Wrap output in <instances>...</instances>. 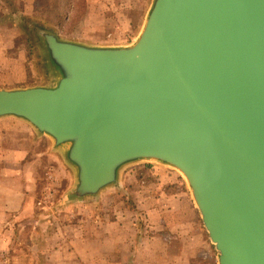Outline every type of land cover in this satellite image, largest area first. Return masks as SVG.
Listing matches in <instances>:
<instances>
[{"label": "water", "instance_id": "water-1", "mask_svg": "<svg viewBox=\"0 0 264 264\" xmlns=\"http://www.w3.org/2000/svg\"><path fill=\"white\" fill-rule=\"evenodd\" d=\"M54 82L0 88V120L52 142L70 201L156 164L186 183L216 264H264V0H152L136 38L38 28Z\"/></svg>", "mask_w": 264, "mask_h": 264}, {"label": "rangeland", "instance_id": "rangeland-1", "mask_svg": "<svg viewBox=\"0 0 264 264\" xmlns=\"http://www.w3.org/2000/svg\"><path fill=\"white\" fill-rule=\"evenodd\" d=\"M60 1L0 0V87L50 85L54 82L37 36L38 28L50 29L71 38L81 36L83 31L95 27L88 25L90 18L86 14L85 0H78L80 5L78 12L65 9L62 16L63 14L66 16V10L70 15L64 19L60 15ZM110 1L114 6V12L111 10L109 12L116 16L115 20L120 28L127 25L129 29L128 24H130V31L125 34L127 35L125 41L131 43L142 27L152 0ZM139 2H142L140 9L137 8ZM34 27H38L36 32ZM135 166L138 165L124 170L118 187L106 190L98 198L78 202L67 199L66 195L73 188L74 179L62 156L58 154L54 159H49L43 168L41 193L34 200H30L25 211L12 218V224L6 229L8 238L0 243H3L1 247L6 250L3 257V259L7 258L5 262L61 264L59 259H52L51 256L55 255L54 250L61 244V239L65 237L64 233H73V227L84 226L85 232L92 237L94 233L105 232L106 222L118 214L124 216L126 213L127 222L138 225L135 229L139 237L152 235L147 217L139 208L141 207L139 199L143 192L146 194L145 187L156 184L157 181L155 174L143 170L130 177L128 173ZM145 166L164 168L156 164ZM165 169L184 182L176 171ZM178 216L176 213L170 215L169 220L166 221L172 222ZM186 217L187 213L183 211L178 218ZM109 231L111 232V229H108ZM159 233L169 237L172 235L168 229ZM208 239L206 233L204 243L198 244L197 258L192 259V264H216V252L213 247L210 248ZM171 242L174 254L179 253V264L189 263L184 258L186 255L180 249L179 241ZM68 261L74 264L73 260ZM125 263L133 264L134 261L128 256Z\"/></svg>", "mask_w": 264, "mask_h": 264}, {"label": "crops", "instance_id": "crops-1", "mask_svg": "<svg viewBox=\"0 0 264 264\" xmlns=\"http://www.w3.org/2000/svg\"><path fill=\"white\" fill-rule=\"evenodd\" d=\"M85 2L86 14L90 18L88 25L95 27L83 31L81 36H60L89 44L128 43L125 41V34L130 31V24L129 29L127 25L120 28L115 20L116 16L109 12H114L110 0ZM141 3L139 2L138 9ZM67 10L68 17L70 13ZM56 155L58 153L53 150L52 142L39 136L25 122L15 118L0 120V243L8 238L6 229L12 224V218L25 211L30 200H34L41 193L44 164ZM142 170L155 174L157 181L156 184L145 187L146 194L143 192L139 199V208L147 217L152 235L139 237L135 229L138 225L127 222L126 213L124 216L118 214L106 222L107 231L94 233L92 237L85 232L84 226H75L73 233H64L65 237L62 236L63 240L61 239V244L55 248L52 259H59L61 264H71L68 260H73L74 264H126L125 259L129 256L134 261L133 264H179V253L174 254L171 242L176 240L186 255L184 258L189 262L187 264H192V259L197 256L198 244L204 243L206 231L186 183L165 168L156 166L138 165L128 174L131 177ZM183 211L187 213V217L178 218ZM172 213L179 216L172 222H167L170 215L173 216ZM108 229H111V232H108ZM165 229L171 232V237L159 233ZM2 244L0 264H7V258L3 259L6 250L1 247ZM208 244L211 248L209 239Z\"/></svg>", "mask_w": 264, "mask_h": 264}, {"label": "trees", "instance_id": "trees-1", "mask_svg": "<svg viewBox=\"0 0 264 264\" xmlns=\"http://www.w3.org/2000/svg\"><path fill=\"white\" fill-rule=\"evenodd\" d=\"M70 8H71L72 12H76V11L78 12V9L80 8V5H78V0H61L59 2V9H60L61 18L64 19V17H66L64 14L62 16V13L64 12V10L65 9L70 10ZM37 28L38 27H34L35 32H36Z\"/></svg>", "mask_w": 264, "mask_h": 264}]
</instances>
